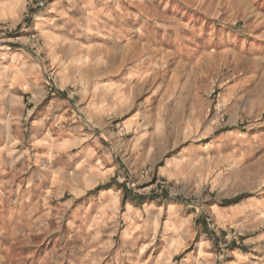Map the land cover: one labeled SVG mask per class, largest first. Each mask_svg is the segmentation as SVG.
I'll return each instance as SVG.
<instances>
[{"label":"rangeland","instance_id":"374dc122","mask_svg":"<svg viewBox=\"0 0 264 264\" xmlns=\"http://www.w3.org/2000/svg\"><path fill=\"white\" fill-rule=\"evenodd\" d=\"M0 121V264H264V0H0Z\"/></svg>","mask_w":264,"mask_h":264},{"label":"built area","instance_id":"2783aa9c","mask_svg":"<svg viewBox=\"0 0 264 264\" xmlns=\"http://www.w3.org/2000/svg\"><path fill=\"white\" fill-rule=\"evenodd\" d=\"M40 6H43V3H41Z\"/></svg>","mask_w":264,"mask_h":264},{"label":"bare ground","instance_id":"6f19581e","mask_svg":"<svg viewBox=\"0 0 264 264\" xmlns=\"http://www.w3.org/2000/svg\"><path fill=\"white\" fill-rule=\"evenodd\" d=\"M1 122V121H0ZM5 123V122H4Z\"/></svg>","mask_w":264,"mask_h":264}]
</instances>
